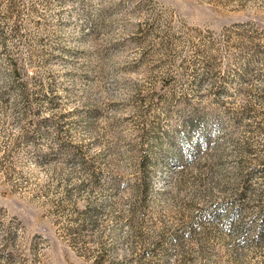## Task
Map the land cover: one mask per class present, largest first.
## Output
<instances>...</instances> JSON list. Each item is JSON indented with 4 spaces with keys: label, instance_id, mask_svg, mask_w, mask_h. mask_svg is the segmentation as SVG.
I'll return each instance as SVG.
<instances>
[{
    "label": "rangeland",
    "instance_id": "rangeland-1",
    "mask_svg": "<svg viewBox=\"0 0 264 264\" xmlns=\"http://www.w3.org/2000/svg\"><path fill=\"white\" fill-rule=\"evenodd\" d=\"M0 264H264V0H0Z\"/></svg>",
    "mask_w": 264,
    "mask_h": 264
}]
</instances>
